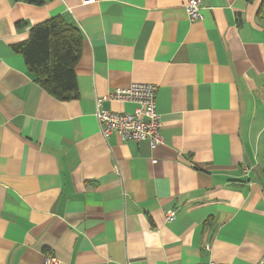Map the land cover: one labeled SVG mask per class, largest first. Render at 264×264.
<instances>
[{
	"label": "crops",
	"instance_id": "1",
	"mask_svg": "<svg viewBox=\"0 0 264 264\" xmlns=\"http://www.w3.org/2000/svg\"><path fill=\"white\" fill-rule=\"evenodd\" d=\"M185 5L0 0V264H264V0ZM53 17L84 38L71 100L13 48ZM134 82L158 87L156 146L100 132Z\"/></svg>",
	"mask_w": 264,
	"mask_h": 264
},
{
	"label": "trees",
	"instance_id": "2",
	"mask_svg": "<svg viewBox=\"0 0 264 264\" xmlns=\"http://www.w3.org/2000/svg\"><path fill=\"white\" fill-rule=\"evenodd\" d=\"M42 4L43 0H22ZM81 30L53 17L34 25L29 37L15 45L16 52L25 58L28 70L36 82L59 100H71L77 96L76 66L83 45Z\"/></svg>",
	"mask_w": 264,
	"mask_h": 264
},
{
	"label": "built area",
	"instance_id": "3",
	"mask_svg": "<svg viewBox=\"0 0 264 264\" xmlns=\"http://www.w3.org/2000/svg\"><path fill=\"white\" fill-rule=\"evenodd\" d=\"M96 0H82L84 4ZM204 0H186V10L191 21L203 18ZM158 87L151 83L134 82L126 88H119L106 97L98 99L96 117L102 136L107 140L112 134H118L123 139L141 141L150 139L153 146L162 143L161 130L163 121L157 110ZM104 100H118L136 104L133 113L115 112L101 107ZM168 220L174 221L176 211L170 209L166 213ZM207 249L211 246L206 245ZM47 264H62L56 257H48ZM216 264V263H205Z\"/></svg>",
	"mask_w": 264,
	"mask_h": 264
}]
</instances>
